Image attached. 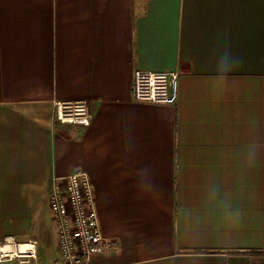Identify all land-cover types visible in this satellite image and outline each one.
<instances>
[{
    "label": "crops",
    "instance_id": "obj_1",
    "mask_svg": "<svg viewBox=\"0 0 264 264\" xmlns=\"http://www.w3.org/2000/svg\"><path fill=\"white\" fill-rule=\"evenodd\" d=\"M177 68L175 105L133 100ZM80 101L89 126L55 120ZM76 172L117 246L92 264H264V0H0V242L56 264Z\"/></svg>",
    "mask_w": 264,
    "mask_h": 264
},
{
    "label": "built area",
    "instance_id": "obj_2",
    "mask_svg": "<svg viewBox=\"0 0 264 264\" xmlns=\"http://www.w3.org/2000/svg\"><path fill=\"white\" fill-rule=\"evenodd\" d=\"M180 70L133 72L131 94L136 102L175 105L179 96ZM54 118L62 125L89 126V104L54 102ZM51 219L56 231V264H92L106 251L116 250L101 231L92 184L84 172L54 178L48 195ZM37 242H19L7 236L0 242V264H37Z\"/></svg>",
    "mask_w": 264,
    "mask_h": 264
}]
</instances>
